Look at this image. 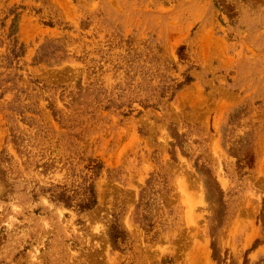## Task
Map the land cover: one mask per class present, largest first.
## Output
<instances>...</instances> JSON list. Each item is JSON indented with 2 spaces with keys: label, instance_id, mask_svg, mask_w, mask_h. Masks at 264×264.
Segmentation results:
<instances>
[{
  "label": "rangeland",
  "instance_id": "obj_1",
  "mask_svg": "<svg viewBox=\"0 0 264 264\" xmlns=\"http://www.w3.org/2000/svg\"><path fill=\"white\" fill-rule=\"evenodd\" d=\"M0 264H264V0H0Z\"/></svg>",
  "mask_w": 264,
  "mask_h": 264
}]
</instances>
